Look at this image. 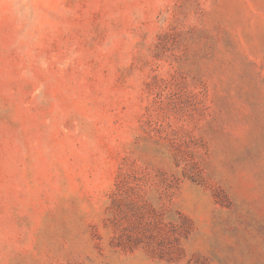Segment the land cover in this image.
I'll use <instances>...</instances> for the list:
<instances>
[{
  "label": "rangeland",
  "instance_id": "rangeland-1",
  "mask_svg": "<svg viewBox=\"0 0 264 264\" xmlns=\"http://www.w3.org/2000/svg\"><path fill=\"white\" fill-rule=\"evenodd\" d=\"M0 264H264V0H0Z\"/></svg>",
  "mask_w": 264,
  "mask_h": 264
}]
</instances>
